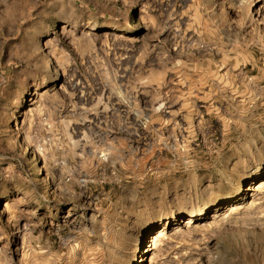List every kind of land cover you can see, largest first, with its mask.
Listing matches in <instances>:
<instances>
[{"label": "rangeland", "instance_id": "obj_1", "mask_svg": "<svg viewBox=\"0 0 264 264\" xmlns=\"http://www.w3.org/2000/svg\"><path fill=\"white\" fill-rule=\"evenodd\" d=\"M0 264H264V0H0Z\"/></svg>", "mask_w": 264, "mask_h": 264}, {"label": "bare ground", "instance_id": "obj_2", "mask_svg": "<svg viewBox=\"0 0 264 264\" xmlns=\"http://www.w3.org/2000/svg\"><path fill=\"white\" fill-rule=\"evenodd\" d=\"M249 190H251V188H250ZM160 235H161V233H160V232H158V236H160Z\"/></svg>", "mask_w": 264, "mask_h": 264}]
</instances>
